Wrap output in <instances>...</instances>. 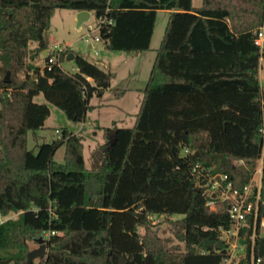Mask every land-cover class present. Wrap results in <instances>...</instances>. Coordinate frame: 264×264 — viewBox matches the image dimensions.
Instances as JSON below:
<instances>
[{
    "label": "trees",
    "instance_id": "trees-1",
    "mask_svg": "<svg viewBox=\"0 0 264 264\" xmlns=\"http://www.w3.org/2000/svg\"><path fill=\"white\" fill-rule=\"evenodd\" d=\"M58 8L104 16L100 39L125 52L149 50L158 11H170L136 122L104 128L92 169L83 136L68 128L28 146L49 104L84 122L91 98L113 80L76 53L73 72L58 64L29 69L31 42L48 60L46 32ZM262 27L264 0H202L199 7L193 0H0V214L18 213L0 222V264H37L28 262L30 241L46 232L42 264H120L122 257L125 264H224L230 244L220 229L232 222L226 207L207 206L193 167L229 173L237 186L256 168L264 147V51L255 43ZM70 52L67 46L60 60ZM40 94L49 104L35 101ZM62 145L64 163L54 159ZM156 215L179 216L171 221L178 245L158 235ZM251 233L241 231L248 247L239 264H250ZM254 255L264 264V235Z\"/></svg>",
    "mask_w": 264,
    "mask_h": 264
},
{
    "label": "rangeland",
    "instance_id": "rangeland-1",
    "mask_svg": "<svg viewBox=\"0 0 264 264\" xmlns=\"http://www.w3.org/2000/svg\"><path fill=\"white\" fill-rule=\"evenodd\" d=\"M193 4L195 7H199L202 4V0H193ZM169 16L170 13L167 10L158 11L150 49L141 52L139 56H135L136 52H129L130 56L126 58L127 52L108 50L102 40L95 39L94 35L98 32L93 29L98 24V18L94 13H92L88 22L79 26L78 12L66 8H58L51 19L50 29L46 32L48 48L55 44H61L62 47H67L66 44H70L69 47L72 52L83 55L92 62L101 61L102 63L100 62L101 64L98 65L110 70L112 73V85L105 94L102 96L95 94L90 100L91 107L87 113V120L91 118L89 121L92 124L90 125L70 120L63 110L53 104H49L43 94L36 96L35 101L49 104L51 114L45 121V126L39 129L36 134L29 132V148H35L36 144L44 141L50 142L58 139L59 135L56 133V129L62 130L63 128H68L74 132H79L83 136L86 165L89 169H92L96 164L94 155L102 148V145L106 141L104 128L134 126L136 115L144 98V89L148 84L157 51L165 34ZM89 24L92 25L91 29L89 28ZM262 29L264 30V27ZM36 45L37 43L34 42H31L29 45L28 57L26 59L27 65L30 67L29 69L44 63L40 51L36 49ZM89 45H92V47H89ZM62 66L68 71H73L72 68L75 69L74 61L69 59L64 60ZM259 74L261 86L264 87V58L260 59ZM2 76L0 72V77ZM11 76L10 72V78ZM120 90H124V93L117 95L116 92ZM99 103L103 104L102 107H97ZM83 127L84 129L80 131ZM65 155L66 146L62 145L57 149L54 159L57 162L64 163ZM17 216L18 213L12 211L6 216L1 214L0 222L9 218H16ZM178 218L179 216H153V222L158 235L166 239L169 246L180 243L172 231L171 222ZM30 246L31 249H35L39 245L35 241H30ZM244 251V248L237 249L232 264H239V259ZM35 262L42 264L40 258L35 259Z\"/></svg>",
    "mask_w": 264,
    "mask_h": 264
},
{
    "label": "built area",
    "instance_id": "built-area-1",
    "mask_svg": "<svg viewBox=\"0 0 264 264\" xmlns=\"http://www.w3.org/2000/svg\"><path fill=\"white\" fill-rule=\"evenodd\" d=\"M105 20L106 19L104 16L99 17L98 24L93 30L99 33L101 24L104 23ZM89 28H92L91 24H89ZM98 33H96L94 37L96 40H101ZM255 43L260 47L261 52H263L264 30L262 28L257 33ZM65 48L66 46L62 47L61 44L50 46L47 49L46 57L48 60L45 62L43 67H50L53 64H58L64 70H66L62 66V61L60 60V56ZM72 70L75 71L74 68H72ZM56 133L59 135V137L61 136L60 129H56ZM261 133L264 137V123L261 127ZM243 163V160L239 161V164ZM263 169L264 147L257 160V165L252 173V176L250 177L249 181L242 186L235 185V182L229 173L216 171L212 167H205L200 163L195 164L193 167V174L196 177L197 186L202 188L207 206L214 211L218 210L222 206L226 207L232 222L230 227H221L220 229L222 236L230 244V254L225 260L224 264H232L238 248H244L245 251L243 255L246 254L248 245L247 243L242 242V238H246L247 235L242 236L241 234V231L244 228L252 229V233L250 235V264L261 263V258H257L254 255V242L257 236L264 235V216L261 214V208L264 206ZM49 235V232L44 234V236L47 237Z\"/></svg>",
    "mask_w": 264,
    "mask_h": 264
},
{
    "label": "water",
    "instance_id": "water-1",
    "mask_svg": "<svg viewBox=\"0 0 264 264\" xmlns=\"http://www.w3.org/2000/svg\"><path fill=\"white\" fill-rule=\"evenodd\" d=\"M92 16V12L88 10H81L78 11V25H82L85 22H88ZM47 56V51H45V57ZM75 58V53L70 52L67 59L73 60ZM10 72L7 73L4 81L9 82L10 81ZM199 190V189H197ZM35 242L38 243V247L35 249H32L27 257H28V262H32L33 260L37 258H42L47 256V239L45 238L44 235H40L39 237L35 238ZM126 259L124 257L121 258L120 264H125ZM14 264V263H11Z\"/></svg>",
    "mask_w": 264,
    "mask_h": 264
},
{
    "label": "crops",
    "instance_id": "crops-1",
    "mask_svg": "<svg viewBox=\"0 0 264 264\" xmlns=\"http://www.w3.org/2000/svg\"><path fill=\"white\" fill-rule=\"evenodd\" d=\"M169 13H170V11H169ZM67 46H70V44H66ZM37 46V45H36ZM89 47H92V45H89ZM106 47L108 48V50H110V48L106 45ZM45 51H47V49H45L44 51H43V53H44V57H45ZM133 52V51H132ZM141 52H136V54H135V56H139V54H140ZM128 56H130V53L129 52H127V55H126V58L128 57ZM97 64H101L98 60L97 61H95ZM103 63H105V62H103ZM106 65V64H105ZM39 66H41V67H43L44 66V63L43 64H39ZM75 70H76V68H75ZM112 85V84H111ZM110 88V87H109ZM109 88H107V89H105V91H104V94H105V92L109 89ZM121 95V94H120ZM100 96V95H99ZM93 98V97H92ZM91 98V99H92ZM102 105L103 104H97V107H102ZM91 119V118H90ZM89 119V120H90ZM89 120H86V121H84V122H82V124H92ZM136 122V121H135ZM113 127V126H112ZM84 129V127L80 130V131H82ZM74 132V131H73ZM76 133H79V132H76ZM80 134V133H79Z\"/></svg>",
    "mask_w": 264,
    "mask_h": 264
}]
</instances>
